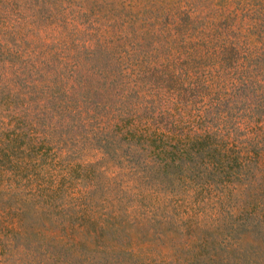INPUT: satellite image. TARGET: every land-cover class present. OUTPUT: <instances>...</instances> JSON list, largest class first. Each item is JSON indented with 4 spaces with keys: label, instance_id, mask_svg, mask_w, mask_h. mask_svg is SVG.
Here are the masks:
<instances>
[{
    "label": "rangeland",
    "instance_id": "374dc122",
    "mask_svg": "<svg viewBox=\"0 0 264 264\" xmlns=\"http://www.w3.org/2000/svg\"><path fill=\"white\" fill-rule=\"evenodd\" d=\"M0 264H264V0H0Z\"/></svg>",
    "mask_w": 264,
    "mask_h": 264
}]
</instances>
